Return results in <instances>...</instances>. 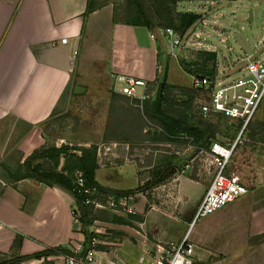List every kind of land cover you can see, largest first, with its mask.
<instances>
[{"label":"crops","instance_id":"1","mask_svg":"<svg viewBox=\"0 0 264 264\" xmlns=\"http://www.w3.org/2000/svg\"><path fill=\"white\" fill-rule=\"evenodd\" d=\"M122 7V0H0V261L59 246L71 250L85 242V235L75 230L72 196L32 178L16 180L12 175L23 170L25 159L35 151L68 145L73 148L67 153L71 154L78 152L76 144L92 143V136H76L80 111L89 112L84 118L89 127H105L103 122L112 111L120 116L119 112L133 110L144 116L143 106H134L131 102L137 101L120 93L119 75L139 77L151 85L164 78L157 30L129 24L122 17ZM63 38L66 43H61ZM75 86L84 92L75 94ZM82 102L87 105L79 111ZM96 110L102 112L100 119ZM56 117L70 129L56 138L57 143L50 141L47 132ZM258 119L251 128H262L264 108ZM61 155L56 165L51 160L46 165L61 171L66 165ZM261 167L255 187L193 226L191 220L207 187L180 178L178 196L195 201L190 203L187 198L184 203L171 204L175 217L165 208L147 213L144 225L154 233L151 241H180L189 224L194 255L201 259L195 264H264ZM130 221L135 223V219ZM106 224L119 230L128 226ZM120 235L125 246L128 237ZM115 251L117 260L135 261L123 250L116 247ZM63 255L26 259L20 264H64Z\"/></svg>","mask_w":264,"mask_h":264},{"label":"rangeland","instance_id":"2","mask_svg":"<svg viewBox=\"0 0 264 264\" xmlns=\"http://www.w3.org/2000/svg\"><path fill=\"white\" fill-rule=\"evenodd\" d=\"M122 1L125 7V0ZM173 1H175V3L171 10L175 12H192L200 15V19L195 27L188 29L185 33H190L191 30H194L197 33L195 39L200 42L199 45H206L205 47L208 50H200L196 58L192 60H186L179 55L175 57L173 54H167L166 49L168 41L166 36L162 34V32L160 33V30L164 27H155L161 39L160 49H162V53L160 60L162 62L160 66L164 71L163 80L170 85H175L178 89L186 88L192 91L190 89V77L184 71L187 68L193 70L197 68L200 69L201 67L204 68L203 66H205L204 70H209L218 63L229 65V63H232L233 58H243L248 54L254 52L259 54L263 51L264 0ZM118 4L120 3L118 2ZM142 6L145 13L152 16L153 21L157 23L159 20L156 15V9L161 8V4L154 0H142ZM186 38L187 36L184 37V40H186ZM212 50H214V52H212ZM203 53H214V61L207 60L206 55ZM196 62L197 64H195ZM159 84L160 82H158V84H150L148 91L152 93L151 99H154ZM195 95L196 94L193 95V100ZM131 103L134 106L137 105L136 102ZM80 105L79 111L82 109V105L86 106L87 103L82 102ZM263 108L264 100L261 102L259 109L246 128L245 133L242 135V142L236 146L225 170L226 175H234L239 178L247 187L248 191L256 186L259 179L258 177L261 173L260 171L262 170L261 166L264 165V159H262L264 155V144L261 143L263 141L262 138L264 139V129H251L255 122L259 120L258 118ZM142 110H144V116L141 113H138L137 116V113L133 110L131 112L126 110L123 111V113L119 112L120 116H117L114 111H112V114L109 112L107 114V120L103 122L106 124L105 127H89L88 120L84 119L85 117L88 118V111L83 113L80 111L82 116L78 114V118L81 120L79 121V128L77 129L78 134L76 133V136L81 138L92 136L95 140H92V143L76 144L74 147L89 149L95 147V179L100 184L114 189H134L132 193L127 195H131L133 198L131 205L134 206L136 214L125 217L120 214H114L107 209H94L92 211L93 217L102 219L95 220L92 224L96 225L102 232V234H99L97 237V248L106 252L102 264H128L127 261L122 258L121 260H117L116 247L129 254L130 259L136 261V263L134 261L133 264H137L140 260H143L144 263L148 255L143 249L148 248L142 246L141 250L138 234L145 235L150 240L153 239L154 235L153 231L148 230V226L144 225L147 219V213L152 211L153 208H162V211L165 208L171 216L175 217V214L171 211V204L176 205L178 203H184L188 198L184 199L177 194L181 179L190 178L193 182H199L205 187L209 185L211 179V176L201 168V157L193 161H191V158L199 155L201 149L209 150L212 142L215 141L217 136L221 139L226 138L230 141L235 140L241 128L240 123L235 120L224 117H212L208 121L213 133L212 139H207L210 144H204V147L197 151L192 142L193 140L190 141L186 133L183 135L181 134L179 139L175 138L173 141L168 140L166 138L167 133L157 120V115H155V118L148 115V112L146 114L145 105H143ZM95 114H97V117H99L98 119H100L102 112L100 113L99 110H96ZM98 119L95 120L97 124H99ZM63 126L65 125L60 123L56 117V123L47 131L50 141L57 143L58 139L56 138H60V136L63 137L66 130H70ZM235 127L238 128L237 132H235ZM206 135L209 136V134ZM251 136L253 139H249ZM109 139H115L120 142L114 143ZM127 140H131V142L123 143V141ZM196 143L197 146L199 143ZM190 146H192V150L187 151V148ZM77 151L78 152L70 153L81 155V151ZM61 156L65 159V162L70 159L68 158L69 154H63ZM74 159L71 160L73 161ZM189 160L192 165L191 170L182 172L184 165ZM44 161L45 160L42 159L34 163ZM51 162L54 163V161ZM158 175H165L164 179L159 184L142 188L147 181ZM97 199L104 202L105 198L104 196L98 195ZM188 200L190 203H194L195 198H188ZM113 215L124 217L129 223L128 226H124L122 228L123 230L110 228L112 226L106 223L111 224V222L104 219ZM168 217L167 215L163 216V218L170 219ZM134 219L135 223L133 221L132 223L130 220ZM138 221H141V223ZM191 221L193 222V218ZM168 224H170V222H168ZM187 225L190 227L189 224ZM187 227H185L186 230L184 233L187 232ZM104 231H107L106 234H103ZM120 234L128 237L129 242L127 241L125 246L121 244L123 239ZM164 240L167 239L164 238Z\"/></svg>","mask_w":264,"mask_h":264},{"label":"built area","instance_id":"3","mask_svg":"<svg viewBox=\"0 0 264 264\" xmlns=\"http://www.w3.org/2000/svg\"><path fill=\"white\" fill-rule=\"evenodd\" d=\"M160 32L168 41L167 54L192 60L196 58L200 50H208L206 45H199L200 42L195 39L197 33L194 30L190 33H181L168 27L161 29ZM184 35L187 36L186 40ZM150 37L154 39L155 35L150 34ZM66 42V38L61 39V43ZM186 73L190 77V89L196 94L192 107L201 119L209 121L212 117H224L241 123L240 132L235 140L230 141L217 136L209 150L201 149L199 155L191 158L193 161L201 157V168L211 176L193 217L191 223L193 226L198 219L215 212L248 192L239 178L226 175L225 170L236 146L242 142V135L264 100V49L259 54L254 52L243 58H233L229 65L218 63L211 74L194 71ZM117 80L120 82V93L130 99L138 100L139 103L152 95L148 91L150 83L145 79L132 75H119ZM189 140L192 141V138L189 137ZM189 150H192V146L187 148V151ZM191 161H187L182 172L191 170ZM73 182L85 195L83 203L92 205L93 209H107L125 217L136 214L134 206L131 205L133 200L131 195L116 198L113 195L101 193L95 187H88L83 170H74ZM98 195L104 196V202L97 199ZM72 213L75 230L83 235L80 212L76 204L72 207ZM93 226V232L101 234L96 225ZM191 226L180 241L173 239L151 241L147 236L138 234L141 245L148 248L144 249V252L148 255L146 260L149 264H195V260L200 261L201 259L194 255L195 244L189 240ZM88 243L89 248L84 253V243H78L71 248L70 254L63 255L64 264H102L106 252L97 248V237H92ZM140 263L143 261L141 260Z\"/></svg>","mask_w":264,"mask_h":264},{"label":"trees","instance_id":"4","mask_svg":"<svg viewBox=\"0 0 264 264\" xmlns=\"http://www.w3.org/2000/svg\"><path fill=\"white\" fill-rule=\"evenodd\" d=\"M154 1H157L161 4L160 6L161 8L156 9V13H157L156 15L159 20L157 23L153 21L152 16L147 15L145 11L142 9L143 8L142 0H125L124 2L126 3V6L124 7L123 5L122 7L123 8L122 17L129 24L146 26L150 28L170 27L181 33H185L188 29L194 27L200 19V15L197 13L180 12V11L175 12L171 10L173 9L175 3V1L173 0H154ZM203 54L206 55L207 60L214 61L215 58L214 53H203ZM195 64H197V62ZM203 67L205 68V66ZM214 67H212L209 70H204V68L202 67L200 69L197 68L193 70L187 68L186 69L187 71L186 70L185 71L186 72L194 71L204 74H211L213 73ZM194 94H195L194 91H190L186 88L178 89V87L174 85H170L166 81H162L158 85L154 99H151L152 98L151 95L149 98L142 101V103H139V101L136 99L135 101L138 102L136 103L138 105L140 104L141 106L143 105L146 106V114L148 112V115L153 117L157 115L158 117L157 120L160 122L165 132L167 133L166 138L168 140L173 141L175 138L179 139L181 137V134L183 135L186 133L189 137L192 138L194 147L198 151L204 147V144L206 145L210 144L208 140L212 139L213 133L209 122L201 119V117L198 116L197 111L194 110L192 107V100ZM262 128L264 129V123L262 124ZM237 129L238 128L235 127V132H237ZM206 134H209V136H207ZM196 142L199 143L197 146H196L197 144ZM70 149L73 148L69 147L68 145H63L61 147L53 146V147L41 149L40 151H35L25 159L21 167V169L23 170L17 171V174H14L12 176L16 180L23 178H32L37 182H41L48 186L57 187L62 191L68 193L70 196H72L79 209L80 223L82 225V229L86 238L83 246V253H84L87 250L85 246L87 239L90 240L92 237L99 236V234H96L94 232L90 233L88 227L92 225L95 220L97 221L102 219L99 217H93L92 216V211L94 210L93 206L86 205L83 203L85 195L79 191V187L73 182L74 170L75 169L83 170L84 175L86 177V185L88 187H95L101 193L106 195L111 194L116 198H118L122 195H127L132 193L134 189H126V190L114 189L100 184L95 179V173H94L96 168L95 147L93 149L84 148V147H74V149L81 151V155L69 154L68 158L70 159L66 162L64 169H62L61 171H57L54 167L46 165L45 162L47 160L54 161V164L56 165L59 155L67 154ZM40 159H44L45 161L34 163L35 161ZM71 159H74L75 161L74 160L72 161ZM68 162H71L72 165L70 166ZM164 177L165 175L155 176L153 179L147 181L142 188H147V187H151L154 184H158L164 179ZM104 220L117 224H123V225L129 224L128 221L124 219V217L122 218L117 215L107 217ZM58 254H70V250L65 247L59 246L56 248H49L31 255L17 256L11 259L1 260L0 264H20V262L26 259H32V258L38 259L41 258L42 256L58 255Z\"/></svg>","mask_w":264,"mask_h":264},{"label":"water","instance_id":"5","mask_svg":"<svg viewBox=\"0 0 264 264\" xmlns=\"http://www.w3.org/2000/svg\"><path fill=\"white\" fill-rule=\"evenodd\" d=\"M82 92H84V88H82L80 86H75L74 87V93L75 94H81ZM88 230H89L90 233H92L94 231V226L93 225H90L88 227ZM88 242H89V239H87L86 244H85V246H86L87 249L89 248V243Z\"/></svg>","mask_w":264,"mask_h":264}]
</instances>
